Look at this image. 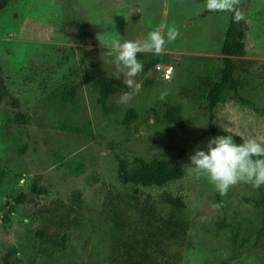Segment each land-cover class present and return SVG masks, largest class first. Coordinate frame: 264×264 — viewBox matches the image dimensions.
<instances>
[{
  "label": "rangeland",
  "instance_id": "374dc122",
  "mask_svg": "<svg viewBox=\"0 0 264 264\" xmlns=\"http://www.w3.org/2000/svg\"><path fill=\"white\" fill-rule=\"evenodd\" d=\"M242 1L243 17L248 26L246 54L236 60L244 69L241 94L251 100L253 107L229 101L216 108L215 130L209 134L210 112L180 98V90L196 76H203L209 65L220 64L218 60L222 57L230 11H210L205 7L206 0H14L1 11L0 77L19 100V111L32 118L27 126L7 123V114L16 110L9 101L0 106V168L8 171L0 187V259L5 246L23 243L29 215L35 212L40 216V211L46 207L52 209L56 204L63 208L75 191L83 195L81 214L90 222L96 220L106 191L122 186L117 176L116 154L132 161L134 157L168 158L185 149L189 151L181 163L185 176L166 189L183 196L190 220L195 225L190 233L195 243L186 253L185 264H211L230 259L232 241L215 232L202 236L199 226L202 223L212 226L214 221L225 216L246 226L245 219L254 217L244 210L245 199L258 196L264 186L257 189L251 183L241 181L221 194L209 180L203 182L204 175L193 171L188 164L193 150L198 146L203 148L210 138L233 135L236 142H243L249 137H264V0ZM67 4L71 6L70 10L65 7ZM72 19L81 32L82 42L74 30L70 29V32L74 33L75 42H69L59 30L64 22L69 29L68 23ZM159 24L166 26L165 32L174 28L178 33L176 39L168 42L159 53L169 56L168 65L173 67L171 78L163 79L157 70L149 74L141 71L135 77L142 83L139 91L130 89V99L125 100L123 93H119L110 100V104L117 107L119 117L129 108H135L142 118L148 119V123L141 120L135 125L130 138L123 127L115 124L113 115H104L97 105V95L89 87L83 89L81 102L85 105L83 116L86 114L90 124V134L86 133L84 123L78 124L75 120L66 123L63 108L53 107L56 113L45 111L42 100L47 99L57 81L63 80L64 71L51 78L45 74L25 76L34 69L33 62L42 59L39 57L41 49L48 56L60 47H71L72 51H65L73 56L68 63L72 66L79 64L82 53L78 48L83 47L98 54L112 75L125 79V70L115 63L114 50L107 46V41L116 34L121 41L143 42L148 32ZM65 70H68L67 66ZM148 79L153 81L150 89L143 86ZM40 83L44 91L37 89ZM178 102L183 104L184 124H156L151 109H161V113L167 104ZM72 123L85 132L79 134L65 129ZM23 146L27 149L20 155L19 149ZM71 160L82 163V172L78 175L69 174V169L63 165ZM19 173L22 174L20 181L11 183L14 175ZM37 176L41 177L40 185L49 188V194L38 202L34 200L36 205L26 202L12 214L11 222H4L10 205L4 210L3 207L14 203L11 197L20 192L30 195L27 199L30 200L29 183ZM146 193L157 195L159 191ZM72 239L75 240L74 236ZM255 239L256 235L251 244L244 246L247 247L245 250H240L238 259L229 264H264V237L255 243L256 246L253 244ZM73 245L78 248L75 255H84L80 251L81 243L75 240ZM78 262L83 264L84 259L80 258Z\"/></svg>",
  "mask_w": 264,
  "mask_h": 264
},
{
  "label": "trees",
  "instance_id": "16d2710c",
  "mask_svg": "<svg viewBox=\"0 0 264 264\" xmlns=\"http://www.w3.org/2000/svg\"><path fill=\"white\" fill-rule=\"evenodd\" d=\"M13 2L14 0H0V13ZM65 7L70 10L71 6L67 4ZM236 11L241 14L240 19L235 18ZM243 14V1L235 0V10L230 11V21L224 35L222 57L218 60L220 64L209 65L204 69L203 76H196L194 81L191 80L189 85L180 90V98L187 100L191 105H201V108L210 112L208 134L214 133L213 130H215L213 123L216 108L229 101H236L243 107H253L251 100L241 94L245 81L244 69L236 60L246 54L245 37L248 26ZM52 21L54 23L55 20ZM66 23L59 27L63 36H67L69 42H75L71 29L75 31L79 42H82L81 32L75 25V20L72 19L68 23L69 29ZM67 49L73 50L71 47H60L52 55L49 54L50 57L41 49L39 57L42 59L33 62L34 69L25 74L27 77L45 74L51 78L64 71L61 77L63 80L53 84L54 90L48 93L45 101L42 100L46 105L47 113L51 111L56 113L57 111L53 109L55 106H58L60 110L63 108L66 123L74 120L78 124L84 123L86 133L90 134V124L87 122L86 114L83 116L85 105L82 104L83 101L81 102L83 89L89 87L97 95V105L104 115L106 117L113 115L115 117L113 121L123 127L128 138L131 137V131L134 130L135 125L141 120L148 123V119L142 118L135 108H129L122 117H119L117 107L110 104V100L119 93L129 92L130 89L123 83L124 79L112 75L107 70L103 59L98 54H92L83 47H79L82 53L79 64L70 66L68 63L73 56L65 51ZM137 59L143 63L144 74L157 70L163 79H166L164 69L158 70L156 67L169 66L168 55L142 51L137 54ZM65 66L68 70H65ZM41 84L36 87L44 91ZM152 84L153 81L148 79L143 86L150 89ZM44 88L47 89L46 84ZM4 101L12 103L16 110L7 114V123L21 127L30 124L32 117L19 111V100L10 92L6 81L0 77V106ZM159 110L151 109L152 114L155 115L156 124H184L182 103L167 104L165 111L161 113ZM76 117L79 118L76 119ZM65 129L79 134L85 132L75 123L66 125ZM237 143L241 142L237 141ZM26 149V146L21 147L19 154L22 155ZM188 152L185 149L168 158L134 157L132 161L116 154L117 176L122 186L112 187L106 191L96 220L90 222L81 214L83 195L75 191L63 208L56 204L52 209L46 207L40 211V216L35 212L29 215L28 222L24 226L23 243L5 246L1 251L0 264H79L80 258L84 259L83 264H185L186 253L195 243L190 234L195 225L190 220L183 196L175 195L166 189L184 178L181 163ZM63 165L69 169V174L78 175L82 172V163L79 161L71 160L70 163H63ZM7 173L6 168H0V187L6 180ZM21 178L22 174H15L11 183H16ZM40 180L41 177L37 176L29 183L32 195L30 200H27L30 195L24 192L11 197L14 203H7L3 207L4 210L7 205H10L3 219L4 222H11L12 214L26 202L34 203V200L38 202L49 194V188L40 185ZM202 180L208 181L206 176ZM156 190L159 191L157 195L146 193ZM245 200L247 206L244 210L246 213H252L254 217H251L253 219L243 218L246 226L242 223H234L227 216L214 221L212 226H206L204 223L199 226L202 236L215 232L219 237H228V240L233 243L232 256L227 262L218 260L211 264L234 262L238 259L240 250H245L247 247L244 248V246L252 243L254 235H256L253 243L255 246L256 242L263 239L264 188L258 196ZM37 202L34 204L36 205ZM84 221H87V224H84ZM73 236L76 242L81 243L80 251L84 255H75L78 248L73 245L75 241L72 239Z\"/></svg>",
  "mask_w": 264,
  "mask_h": 264
},
{
  "label": "clouds",
  "instance_id": "9594fccd",
  "mask_svg": "<svg viewBox=\"0 0 264 264\" xmlns=\"http://www.w3.org/2000/svg\"><path fill=\"white\" fill-rule=\"evenodd\" d=\"M205 7L210 11H234L235 0H206ZM235 18H241L238 11ZM165 27L164 24L156 26L143 42L121 41L116 34L107 41V46L114 50L115 63L125 70L123 83L129 89L139 91L142 87L135 79L143 70L137 54L145 50L159 54L168 42L176 39L177 31L168 28L165 32ZM131 95V92H125L123 98L130 99ZM189 161L188 166L206 176L221 194L241 181L251 183L257 189L264 186V137H249L241 143L235 142L233 135L213 137L203 148L196 147Z\"/></svg>",
  "mask_w": 264,
  "mask_h": 264
},
{
  "label": "built area",
  "instance_id": "2783aa9c",
  "mask_svg": "<svg viewBox=\"0 0 264 264\" xmlns=\"http://www.w3.org/2000/svg\"><path fill=\"white\" fill-rule=\"evenodd\" d=\"M156 68L158 70H163L164 69V77L166 79H169L171 77L172 70H173L171 66H164V67H162V66L159 65Z\"/></svg>",
  "mask_w": 264,
  "mask_h": 264
}]
</instances>
